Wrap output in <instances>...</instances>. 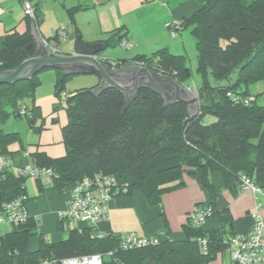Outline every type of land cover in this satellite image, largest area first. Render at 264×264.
<instances>
[{
    "label": "trees",
    "instance_id": "16d2710c",
    "mask_svg": "<svg viewBox=\"0 0 264 264\" xmlns=\"http://www.w3.org/2000/svg\"><path fill=\"white\" fill-rule=\"evenodd\" d=\"M198 1L199 8L181 19L182 28L191 26L197 50L196 71L201 76L196 89L201 99L195 114L189 112L187 104L167 94L171 87L166 82L159 88L141 85L129 97L112 86L98 91L97 86L81 87L64 95L65 153L51 157L35 150L30 157L34 164L52 169L50 183L56 193L101 172L114 175L127 186L122 195L140 191L151 205L159 203L164 193L182 186L183 174L196 176L199 172L200 184L210 198L196 206H209V216L216 217L218 225L205 229L189 218L182 225L179 239L159 238L156 244L122 249L119 235L106 232L99 237L91 226L68 228L65 239L48 241L39 234L37 221L28 217L0 234V264H36L42 259L59 264L64 257L92 253L102 255V264H211L227 250L236 232L230 211L215 207L218 190L211 173H221L224 187L234 194L240 192L242 176L264 188V105L258 104L250 92V85L264 79V0ZM40 15L35 6L34 17L29 20L37 24ZM121 39L128 40L117 28L99 42L104 47H115ZM45 40L54 50L59 36L56 33ZM35 50L30 30L0 36V70L15 68ZM117 63L146 66L183 86L192 74L186 56L171 53L167 47L148 55L118 59ZM55 69V96L59 101L53 105V112L61 106L60 90L72 74ZM42 70L30 78L0 84V154L11 156L9 146L14 143L20 150L25 148L18 131L2 128L11 115L25 116L32 131L42 130V124H36L35 106L30 110L26 103V99L35 101ZM162 88L167 92L163 93ZM208 115L212 117L210 122L205 121ZM166 158H174L175 162L164 165ZM26 177L11 170L0 172V207L19 196L25 202L30 199ZM34 179L42 189V178ZM36 234L40 245L32 251L28 240Z\"/></svg>",
    "mask_w": 264,
    "mask_h": 264
},
{
    "label": "crops",
    "instance_id": "0c3cea01",
    "mask_svg": "<svg viewBox=\"0 0 264 264\" xmlns=\"http://www.w3.org/2000/svg\"><path fill=\"white\" fill-rule=\"evenodd\" d=\"M30 1L33 7L36 6L41 13L39 23H33L39 36L43 40L53 37L59 26L64 24L66 27L65 44H67V47H72L70 52L73 51L77 34H80L84 41L99 42L107 39L112 30L120 28L121 33H125L132 43V46L127 48L129 50L126 49L127 51L120 52L115 49L108 50L109 47H105L99 54L103 61L106 60L111 63L110 67L113 70L126 64H135L117 63L118 59H130L138 54L148 55L161 47H167L171 52V48L176 47L174 39H177L178 35L181 34V30H179L177 36H172L170 31L165 28V22L189 17L200 6L198 0ZM47 16L52 19V27L56 28L54 32H50V35L45 37L41 30V24ZM29 19L30 17H27L23 12L21 0H0V36L12 31L23 33L31 30ZM146 32L149 34H145ZM61 43L59 40L53 51L65 54L58 49L60 45L63 46ZM89 74L96 77L97 81L94 86H97L100 77L93 73ZM184 87L185 90L191 93L197 89V87H187L186 85ZM37 98L36 102L39 105L43 102L48 106L50 121L41 123L43 128L37 135V139L27 137V145L21 138L24 149L20 150L17 143L9 146V150L13 152L10 157L14 165L34 164L30 153L35 150L43 151L51 157H58L65 153V146L62 141V126L67 120L66 113L65 116L61 115L59 117L53 112V105L57 103L54 93L53 95L38 93ZM53 118L60 121L61 130L57 125L46 127ZM174 162V158H166L164 165H171ZM13 169L11 168V170ZM42 178L44 179L41 180L44 184L42 189H39V184L36 182L38 190L29 194L26 187L27 195L30 198L26 201L28 217H32L37 221L39 234H43L46 240L55 242L68 236V228L88 227L89 225L83 222L68 224L63 223L60 219V213L69 199L72 184L67 186L63 192L56 193L50 183V178ZM182 179L183 185L164 193L157 204H149L140 191H133L129 195L114 196L109 201L108 219L100 222L97 229L119 236L135 233L138 236H159L162 239L181 238L183 235L182 225L189 219L191 211L197 204L205 203L210 198L207 190L200 184L199 172L196 176L183 174ZM211 180L218 190L215 207L216 209L227 208L230 211L236 233L245 232L252 226L251 212L256 200L262 202L261 213L264 217V199L255 197L250 190L234 194L230 189L224 187L223 176L219 172L211 173ZM217 225L218 220L216 217L209 216L202 226L205 229H211ZM39 234L32 235L29 238V250L33 251L39 247ZM211 264H230V259L228 258L225 263L221 254H218Z\"/></svg>",
    "mask_w": 264,
    "mask_h": 264
},
{
    "label": "built area",
    "instance_id": "2783aa9c",
    "mask_svg": "<svg viewBox=\"0 0 264 264\" xmlns=\"http://www.w3.org/2000/svg\"><path fill=\"white\" fill-rule=\"evenodd\" d=\"M24 14L27 17H34V8L30 0H21ZM165 27L172 36H177L182 29L181 20H170L165 22ZM59 37H65L64 30L58 34ZM119 46L127 49L132 46L128 40L121 39ZM199 96L198 92H194ZM21 112L25 109L21 108ZM14 168L16 174L26 175L33 178L52 176V169L36 164L14 165L10 156L0 154V172ZM250 190L255 197L264 199V188H261L250 181L246 176L241 177L240 192ZM127 192V186L121 184L112 174L96 173L92 176H85L81 180L75 181L71 185L70 196L65 208L60 213V219L63 223L77 224L86 223L94 228L99 237L105 235L103 230L97 229L100 222L108 219L109 201L116 195H122ZM262 202L256 200L251 216L252 226L245 232L236 233L230 237L227 245V252L230 264H264V217L261 213ZM211 213L209 206H195L190 213L192 222L199 226L203 225ZM28 218L26 202L22 196L13 198L0 207V228L2 226H13L23 223ZM159 236H138L135 233H129L126 236H120L119 245L122 249H131L148 244H156ZM203 250H206L205 240ZM111 253V251H109ZM103 258L100 253L72 255L60 259L59 264H102ZM49 260L42 259L36 264H49ZM110 264H121L120 262H111Z\"/></svg>",
    "mask_w": 264,
    "mask_h": 264
},
{
    "label": "water",
    "instance_id": "95a60500",
    "mask_svg": "<svg viewBox=\"0 0 264 264\" xmlns=\"http://www.w3.org/2000/svg\"><path fill=\"white\" fill-rule=\"evenodd\" d=\"M30 28V33L36 41L34 54L22 60L15 68L0 70V84H11L30 78L47 67L60 68L64 72L73 74H96L100 79L95 91L105 86H112L124 92L127 97L131 96L141 85L153 84L159 88L166 82L171 87L167 93L169 96L187 104L192 114H195L198 109L201 96L188 92L183 85L168 75L155 73L148 67L137 64H126L113 70L99 56L105 48L101 42H87L80 35H76L73 51L59 54L49 49L31 21ZM162 92L167 91L162 88Z\"/></svg>",
    "mask_w": 264,
    "mask_h": 264
},
{
    "label": "rangeland",
    "instance_id": "374dc122",
    "mask_svg": "<svg viewBox=\"0 0 264 264\" xmlns=\"http://www.w3.org/2000/svg\"><path fill=\"white\" fill-rule=\"evenodd\" d=\"M23 12H24V9H23ZM51 23H52V19L48 16L46 18H44V20L42 21V24H41L42 28H41V26H40V28H41L43 35L45 37H47V35H50V32L55 31L56 27L53 28ZM65 28L66 27L64 26V24L60 25L59 29L56 31V33L59 34L62 29L64 30V33H65ZM145 34H149V33L146 32ZM77 35H80V34H77ZM81 38H82V36H81ZM59 40H60V42H62L61 44L63 46L60 45L58 49H60V51H62L65 54L67 52H70L72 47L71 46L67 47V44H65L66 43V41H65L66 40V33H65V37L64 38L59 37ZM174 40H175L176 47H172L171 52L172 53H183L187 58L188 65H189L191 72H192L191 77L185 82V85L187 87L191 86V87L195 88L200 84L201 76L196 71L197 50L195 47V38L191 32V26H187V27L182 28L181 34H179L177 39H174ZM68 42H69V38H68ZM45 43L47 44V42H45ZM114 49L119 50L120 52H125V51L129 50V49L126 50L125 48H123L119 45H117L116 47H109L108 48V50H114ZM51 51H53V50H51ZM179 51H181V52H179ZM57 72L58 71L55 68H47V69L42 70L39 73L41 83L37 87V90L35 91V101L33 102L31 99H26V103H27L28 108L30 110L32 109V107L35 106V111H36L35 117H36V124L37 125L38 124L40 125L42 122H45V121H50L48 106L46 104H44L43 102L40 104L41 105L40 106L36 102V99H38L37 98L38 93L41 95H53V93L55 94V92L57 90L56 86H55ZM95 78L96 77H94V75L89 74V73H78V74L72 73V74H70L64 80V83H63L62 88L60 90V92H61V97H60L61 98V106L55 111V114L59 117H61V115L65 116V110L62 107V105L63 106L65 105V101H64L65 92H74L76 89H79L81 87H86V88L92 87V86L96 85L97 79H95ZM250 92H251L252 96L256 98V102L258 104L264 105V79L259 80L255 83H253L252 85H250ZM56 101L58 102L59 99L56 98ZM211 120H212L211 116L208 115L205 117L206 122H210ZM50 125H57L58 127H60V130H61V123L59 120H55L53 122L51 121V123L49 125H46V127H49ZM42 127H43V125H42ZM2 128L6 132L18 131L21 135L22 140L24 141V143L26 145L28 143V138H27L28 136L37 139V135L42 131L41 130L40 132H36V131L31 132L32 130L30 131L29 123H28V120L25 116L15 118L12 115L2 125ZM11 171H14V170H11ZM25 185L27 187L29 194H31L32 191L38 190L37 185H36V181L33 177H30V176L26 177ZM11 228H12V226H2L0 228V234L10 230ZM221 256L223 258V261L226 263L228 261V258H229L228 252L225 251L224 253L221 254Z\"/></svg>",
    "mask_w": 264,
    "mask_h": 264
}]
</instances>
